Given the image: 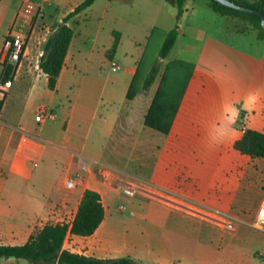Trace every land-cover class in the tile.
<instances>
[{"label":"crops","instance_id":"crops-1","mask_svg":"<svg viewBox=\"0 0 264 264\" xmlns=\"http://www.w3.org/2000/svg\"><path fill=\"white\" fill-rule=\"evenodd\" d=\"M83 1L42 0L41 4L33 5L27 0H0V56L9 33L26 37L30 29L11 87L5 89L0 85V90L6 93L0 115V244L23 245L35 229L46 223L71 222L84 190L88 189L100 195L104 218L93 235L66 237L63 248L72 253L98 259L127 257L141 264H264V232L250 226L264 199V160L251 159L233 148L234 142L247 129L264 133V100L261 97L264 96V42L257 40V33L249 23L215 14L209 8L208 0H186L183 12L187 16L196 13L195 7L216 15L217 23L211 27L215 35L204 26L202 30L199 28L201 37L210 32L214 42L211 41L210 48L214 49L215 55L206 62L209 68L203 61L176 60L192 64L194 71L169 134L154 133L164 136L170 154L176 146L177 154L187 152L183 150L186 145H190L192 154L197 149L200 151L199 136L206 134L203 123L196 118L199 110L192 104L190 94L194 95L192 89H197L198 81L203 79L206 71L213 79L219 77L215 68H211L216 56L223 55L224 59L227 56L230 63L232 56L241 61L240 90L246 95L259 96L255 102H260L262 107L257 110L251 106L254 101L243 104L238 110L242 115L239 116L242 127L229 122L218 134L220 145L195 158L199 164L206 165L205 160L216 157L213 170L207 176L196 172L187 162L176 161L163 183L162 190L167 192L170 188L168 199L135 200L121 206L111 200L122 178L107 170L108 166L100 161L119 163V160L129 158L119 151L120 143L129 142L128 129L117 132L121 114L125 115V120L120 127L128 128L137 117L139 129L147 130L146 136H132L134 143L137 139L151 143V129L145 128L143 121L152 98L147 102L143 95L152 88L153 97L156 82L128 101L124 112L125 96L151 31L157 28L167 33L177 29L179 33L181 18L177 16V9L165 0H95L90 7L67 20L66 26L72 30L73 37L56 87L50 90L45 74L39 69L45 43L53 27L61 25ZM27 3L31 6L29 14L24 12ZM38 11L39 15L35 16ZM249 35L252 39H242ZM181 37L185 36L182 34ZM115 38L118 45L109 60L107 52ZM178 38L177 35L176 42ZM185 48L182 55L187 56L189 47ZM200 57L204 58L203 54ZM166 59L163 60L165 63ZM113 64L119 67L116 71L120 70L121 74L116 83H106L105 70L112 71ZM215 64L220 65L221 61ZM244 64L251 67L246 66V70ZM1 72L0 67V75ZM222 79L225 86L237 88L232 83V75ZM105 90L109 103L117 97V104L109 108V115L104 114L97 121L93 99L98 91ZM41 108L47 114L52 113L54 118L36 121L37 111ZM90 133L94 139L88 145ZM107 142L109 146L105 148ZM164 153L166 151L159 147L156 162L146 169L149 176H153L159 157ZM212 154L216 156L212 157ZM46 159L52 163L58 159L66 161V169L71 175L64 176V189L68 190L65 188L67 179L74 180L76 186L67 194L56 193L51 188L40 196L42 199L26 201L28 190L34 189L35 183L47 182L38 172ZM239 160L241 164H233ZM182 168L186 169L188 177L197 181L191 196L172 188V180ZM223 175L229 178L226 187L222 186L226 195L214 204L211 190ZM191 207L192 212H203V216L189 211ZM206 214L235 218L234 230L227 235L215 234L216 228H224ZM0 264L29 263L22 259L2 258Z\"/></svg>","mask_w":264,"mask_h":264},{"label":"trees","instance_id":"trees-1","mask_svg":"<svg viewBox=\"0 0 264 264\" xmlns=\"http://www.w3.org/2000/svg\"><path fill=\"white\" fill-rule=\"evenodd\" d=\"M33 5H39L42 0H27ZM95 0H84L72 13L66 16L63 26L53 27L47 39L41 56L39 69L47 78V87L54 90L57 78L63 68L65 56L73 37L72 30L66 22L75 14L90 7ZM177 9V16L184 10L186 0H165ZM238 5L257 10L264 15V0L248 2L245 0H230ZM209 8L218 15L239 18L249 23L257 33V40L264 42V30L260 19L254 15L242 13L225 7L213 0H208ZM38 13V12H37ZM30 32L28 33L29 36ZM178 31L173 29L163 33L157 28L151 31L144 52L137 64L135 75L128 87L126 101H131L139 93L147 91L157 80V87L150 107L144 116V126L163 135L169 134L177 109L181 103L188 83L194 71V66L181 61H171L163 71L160 61L167 58L177 39ZM11 42V38H9ZM118 39L115 38L112 47L107 52L110 60L115 54ZM16 64L0 65V85L12 79ZM6 99V93L0 90V115ZM233 148L241 155L251 159L264 160V133L247 129L234 142ZM197 186V181L186 175V169H179L172 180V188L180 193L191 196ZM104 218V209L100 195L92 190H84L76 212L71 222L46 223L35 229L26 243L19 246L0 244V259L14 256L29 264H141L131 258L98 259L72 253L63 248L68 235L89 237L94 234Z\"/></svg>","mask_w":264,"mask_h":264},{"label":"rangeland","instance_id":"rangeland-1","mask_svg":"<svg viewBox=\"0 0 264 264\" xmlns=\"http://www.w3.org/2000/svg\"><path fill=\"white\" fill-rule=\"evenodd\" d=\"M255 0H252L254 2ZM27 9H30L27 3ZM196 13L193 16H187L186 13L182 12L180 14L181 20L178 21V24H180V31L178 33V41L173 46L170 54L168 55L165 63V61H160L159 65L161 70L163 71L166 64L173 60H193L199 62H208V59L210 56L215 55V51L213 48H210L211 41L212 44L213 38L209 36L210 32H206L202 35L199 32V28L201 27V30L204 26V28L207 30H210L212 34L213 28L215 23H217L216 15L213 14L210 10H204L200 7H195ZM39 15V13L37 14ZM219 18V17H218ZM220 19V18H219ZM203 33V32H202ZM185 37H181V35ZM215 35V34H214ZM244 40L246 39H252V35H249L245 38H242ZM185 47L189 51L187 56L182 55L183 50H185ZM194 47V48H192ZM195 49V50H194ZM181 53V54H180ZM203 54L204 58L200 57V55ZM230 58V57H229ZM231 59H228L226 56V59L223 58V55L216 56L215 57V63L218 61H221V64H211V68H215V73L219 74V77L213 79L211 76L205 72L203 79L198 81V87L193 88L192 92L194 95L190 94V100L194 106L197 107L199 110V114L196 115L197 120L201 121L204 125L203 132L206 134V136L201 135L199 136L198 143L200 148V151H196V153H193L190 151L191 148L190 145H186L183 150H187L184 154H177V146L175 147V150L170 154V151L165 144L164 136L155 134L153 130H151V143H149L147 140H138L134 143L132 141V136L135 137H143L148 135L146 132L147 130H140L137 126V117L133 120V123H130V126L128 128H122L120 125H124V117L123 114H121V120L118 123V133L123 132V130L128 129V136H129V142L128 143H120L119 147L121 148L119 151L120 153H125L129 157L123 158L119 160V163L116 161H110V163H105L103 161V164L108 166L107 170H111L112 172H116L119 174L122 178L121 184L117 185V191L113 192L112 200L114 203H117L121 206H127L128 203L132 201H147L150 198H159V199H168L167 196L171 193L168 191L162 190L163 183L166 181L168 175L172 172L174 168V163L176 161H183L191 164V166L196 170V172L201 173L203 176H207V173L209 171L213 170L214 160L216 155L212 154V157H215L213 159H207L204 161L206 165L199 164L198 161L195 160V158H199L203 156V153L206 152L208 149H211L213 147H217L220 145L221 141L219 140L218 134L222 132V130L226 127V125L229 124V122L233 121L236 123L237 126L242 127L240 124V117L242 115L238 112L239 108L242 107L243 104H248L252 101L254 107H257L260 109L262 107L260 102H255L256 99L259 98V96H250L246 95L240 90V83L242 82L241 74H240V68L242 66L241 61L237 59V57L232 56V64L230 63ZM226 61V62H225ZM251 67L250 65H245L244 67L247 70V67ZM204 67V66H202ZM205 67L209 68L210 66L206 63ZM244 72V70H243ZM121 74V71L112 72L109 71L106 68L105 74H104V80L106 83L112 82L116 83L117 77ZM225 75H232L233 81L232 83L235 84L237 87L236 89L229 88L228 86H225L224 80L222 77H225ZM157 85V80L155 83V86ZM154 86V87H155ZM105 91L101 92L98 91L96 96L93 99L94 109H96V118L99 119L100 116H107L108 112L110 111V107L113 106L114 103L117 104V97L113 101V103H109L110 100L107 97V94ZM264 92V90L262 91ZM153 94L152 88L149 89L146 95H143L145 100H150ZM148 97V98H147ZM264 100V96H261ZM152 101V100H151ZM148 102V101H147ZM128 101L127 104L124 106L123 111L125 112L128 108ZM151 104V103H150ZM250 106V105H248ZM150 107V106H149ZM149 109V108H148ZM113 114L112 112H110ZM259 114V111L256 113ZM109 115V114H108ZM97 119V121H98ZM260 119V118H259ZM260 121V120H259ZM144 124V121H143ZM147 128V127H145ZM89 138V139H88ZM157 138V139H156ZM159 138V141H158ZM88 139V145H90V142L93 141L94 135L90 133L89 136H87ZM107 141V140H106ZM105 141V142H106ZM193 142V140L191 141ZM87 145V146H88ZM109 146L108 142L105 144V148ZM159 147L163 150V152L166 151V154L159 157L158 166L155 171L152 172V175H148L150 173H147L146 169L150 166V164L153 167V164L156 162V158L158 157ZM195 150V149H194ZM214 152V151H212ZM215 153V152H214ZM129 154V156H128ZM168 154H170L168 156ZM207 154V153H204ZM81 156L77 154L76 155ZM174 156V157H171ZM47 160V159H46ZM138 162H134V161ZM101 163V164H102ZM131 163V164H130ZM237 161L233 163L234 165L241 164ZM120 164V165H119ZM149 165V166H148ZM244 166V165H243ZM38 172H40L43 176L46 177L47 182L42 183L40 185H37L35 183V188L28 190V193L26 195V201H29L31 199L39 200L42 199L40 196L46 194L53 188V191L56 193H62L67 194L69 193V190H65L63 186V178L65 175H71L69 174L66 169V161L62 162L61 160H56L55 162H51L47 160L44 162L38 169ZM149 172V171H148ZM73 173V172H72ZM147 173V174H145ZM149 176V177H145ZM158 176L159 178H156ZM151 180L157 182L153 183ZM165 180V181H164ZM158 183H162L159 185ZM229 183V178L227 176H221L216 186L212 188V195L213 198H211V202L216 204L219 199H222L221 197L226 192L222 186L226 187V184ZM221 186V187H220ZM124 187H128L132 190L131 195H126L122 192V189ZM252 198V196H249ZM180 199L179 197H176ZM190 209H193L192 207ZM197 211V209H196ZM192 212V211H191ZM194 214H198L200 216H203V212H192ZM71 215V214H68ZM216 215V214H215ZM206 216H208L206 214ZM214 215L208 216L212 217V219L217 225L218 223L214 220ZM235 228V227H234ZM227 233H230L229 231H226L224 229H215V234H222L227 235ZM223 238V237H222ZM218 239V238H217ZM218 244V242L216 241ZM237 249V248H236ZM239 250V249H237Z\"/></svg>","mask_w":264,"mask_h":264},{"label":"built area","instance_id":"built-area-1","mask_svg":"<svg viewBox=\"0 0 264 264\" xmlns=\"http://www.w3.org/2000/svg\"><path fill=\"white\" fill-rule=\"evenodd\" d=\"M30 4H28L30 9H27V7H25L24 9L25 14L30 13L31 11ZM38 13L36 12L35 16H37ZM29 32H30V29H29ZM28 33L26 37L20 34H17V33H9L3 45L2 53L0 56V65H4L7 62L16 64V65L19 63L21 57L23 56L25 47H26ZM9 38H11V42L9 41ZM111 69L112 71H116L119 69V67L113 64ZM13 76H12V79H13ZM12 79L7 80L3 84V88L5 89L10 88L12 84ZM45 117L52 119L54 118V115L52 113L47 114L46 111L43 108H41L37 111V115L35 119L36 121L39 122V121H42V119H44ZM75 186H76V183L74 180L67 179L65 181L66 189L72 190L75 188ZM122 192L126 195L132 194V190L129 189L128 187H124L122 189ZM214 220L218 223V225H220L224 229L228 231L234 230L235 220H236L235 218L230 217L228 215H220V216L214 217ZM250 226L257 231L264 232V199L261 201L260 206L257 209L252 222H250Z\"/></svg>","mask_w":264,"mask_h":264},{"label":"water","instance_id":"water-1","mask_svg":"<svg viewBox=\"0 0 264 264\" xmlns=\"http://www.w3.org/2000/svg\"><path fill=\"white\" fill-rule=\"evenodd\" d=\"M213 1L223 5L225 7H228L230 9L258 17L260 19V25H261L262 29L264 30V15L261 12L254 10V9H251L249 7L238 5V4H236L230 0H213ZM63 25H64V23H61V26H63ZM8 258L15 259L14 256L6 257V259H8Z\"/></svg>","mask_w":264,"mask_h":264}]
</instances>
